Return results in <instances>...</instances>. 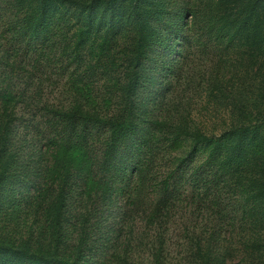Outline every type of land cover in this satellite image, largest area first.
<instances>
[{
	"label": "trees",
	"instance_id": "1",
	"mask_svg": "<svg viewBox=\"0 0 264 264\" xmlns=\"http://www.w3.org/2000/svg\"><path fill=\"white\" fill-rule=\"evenodd\" d=\"M0 22V264H264V0H0ZM180 39L217 130L138 95Z\"/></svg>",
	"mask_w": 264,
	"mask_h": 264
},
{
	"label": "rangeland",
	"instance_id": "2",
	"mask_svg": "<svg viewBox=\"0 0 264 264\" xmlns=\"http://www.w3.org/2000/svg\"><path fill=\"white\" fill-rule=\"evenodd\" d=\"M3 30L4 28L0 22V44L4 43L3 39L1 38V36H5ZM183 40L184 39H180L179 43L174 45L173 52L171 54H167V52H165L162 55L163 50L159 47H157L156 51L149 52L148 57L145 60L146 70L144 71V78L140 85L141 87L139 89L138 95L141 97V99L150 98V100L153 101L155 96L158 95L157 92L163 91L165 101L171 100V106L173 108L179 105V102L184 105L180 111L171 110V114H175L177 117L182 114V119L193 122L198 126H202L203 128L205 127L207 130H209V132L213 131V128H216L217 130L218 124L224 121L221 120V118L225 117V115L222 113H217L218 110L213 99L208 98L207 91L204 89V76L208 74V70L204 72L201 66H197V63H199L201 60H199V56H195L193 58L194 51L192 48L189 49V52H185V42ZM1 51L2 50L0 48V52ZM187 55L190 56L189 61H186L187 58L185 56ZM186 63H189L187 73L195 75L186 80L179 79L177 73L180 68L182 71L185 69ZM171 66L173 67V70L169 69ZM55 90V95L58 96L56 93L57 89ZM34 136L37 140L36 132H34V134L32 132L21 131L15 133L16 145L25 144L28 146V148H24L23 155L25 156V160L29 166H31L30 162L33 161L31 154L36 150V145L33 142ZM5 194L10 195V192L8 191ZM186 203L187 201H184V210L183 204L177 203V216L175 217L174 223H172L170 226V234L173 232L174 226L184 228L185 222L183 217L186 215V212H188ZM21 209V220L25 219L26 225L21 226L19 231L25 232L32 221V214L27 215V212L31 209L30 203L26 200L22 201L20 203L19 210ZM6 219L8 218L6 217ZM6 219L4 216L0 218V228H3V230L11 229L15 223L13 221L11 224H7ZM116 222L117 221L114 220L112 224H115ZM128 223L130 224L131 222ZM145 227L146 226H143L142 230H144ZM127 229L129 230V225H125V229L123 231L125 234ZM145 230L151 231L150 236L152 237V225L148 226ZM177 243L181 242L177 241ZM136 259L137 261L141 262L152 260L151 252L145 250L139 255V258Z\"/></svg>",
	"mask_w": 264,
	"mask_h": 264
}]
</instances>
